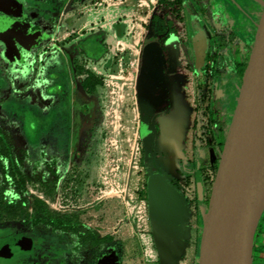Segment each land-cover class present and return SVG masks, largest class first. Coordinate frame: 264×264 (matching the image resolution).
<instances>
[{
  "label": "rangeland",
  "instance_id": "374dc122",
  "mask_svg": "<svg viewBox=\"0 0 264 264\" xmlns=\"http://www.w3.org/2000/svg\"><path fill=\"white\" fill-rule=\"evenodd\" d=\"M14 1L19 7L9 11L1 7H14L13 1L0 0V132L25 182L26 192L13 198L25 196L27 204L0 223V264H159L147 215L139 229L132 222L125 239L76 254L67 234L29 222L37 201H44L51 215L104 237L102 219L120 211L124 216L131 198L146 201L145 180L155 171L189 210L184 247L169 264H197L223 147L208 132L209 106L218 119L232 116L240 83L235 63L249 52L264 0H191L194 6L185 0L189 36L177 24L168 42L175 55L169 66L160 48L162 17L145 29L158 0ZM212 51L216 78L202 69ZM148 80L146 99L142 84ZM161 127L173 130L176 141L156 138L145 154L142 132L159 134ZM51 160L56 183L46 194L42 175ZM203 200L205 206L196 207ZM260 237L259 228L253 264L264 263V243L256 247Z\"/></svg>",
  "mask_w": 264,
  "mask_h": 264
},
{
  "label": "water",
  "instance_id": "95a60500",
  "mask_svg": "<svg viewBox=\"0 0 264 264\" xmlns=\"http://www.w3.org/2000/svg\"><path fill=\"white\" fill-rule=\"evenodd\" d=\"M10 28L19 24L5 22ZM146 154L152 134L141 137ZM147 216L159 264H169L187 230L188 206L158 172L145 180ZM264 212V12L257 26L211 186L197 264H252Z\"/></svg>",
  "mask_w": 264,
  "mask_h": 264
},
{
  "label": "trees",
  "instance_id": "16d2710c",
  "mask_svg": "<svg viewBox=\"0 0 264 264\" xmlns=\"http://www.w3.org/2000/svg\"><path fill=\"white\" fill-rule=\"evenodd\" d=\"M63 1V0H61ZM185 0H158L154 9V17L149 25L145 26V29L152 30V24L154 20L160 16L165 24V35L161 38L160 48L163 53V57H165V63L168 65L170 63V59L172 57V53L167 45V42L173 37L174 33L177 30V24L182 26V33L184 37L188 38V19L187 13L185 10ZM191 6H194L191 0H186ZM201 10H199L200 12ZM201 13V12H200ZM253 41L250 42L249 52L246 57H244L240 62L235 63V76L239 79V87L241 85L242 76L244 74L247 61L249 58L250 50L252 48ZM214 50V49H213ZM216 59V53L211 52L210 54L204 55L202 69L204 72L211 70L213 76L215 78L218 76V73L214 70V64ZM188 68L186 67V71ZM87 82H84L83 85L86 86ZM213 106H209V134L212 138V143L214 145L223 146L228 127L231 122V117L228 120L218 119L216 116V110ZM28 114H31L29 110L25 111ZM30 124L27 121V124ZM31 127V125H29ZM221 151V150H220ZM53 161L51 163L44 162V167L46 169L42 175V192L48 194L49 191L52 192L55 188L56 175L51 169ZM50 176H53V180H51ZM0 223H2L6 217L12 213L15 209L20 208V203L27 204V200L25 196H22V199L19 202H16L13 198V195H19L21 193L26 192L25 182L23 178L20 176L19 170L17 168V164L13 159V155L11 152V148L5 140L3 134L0 132ZM49 183H52L50 186ZM145 187V185H144ZM146 194V192H145ZM35 207L30 215L29 222L32 226H36L38 224L43 225L48 228L51 233L57 234H67L72 243L71 250L73 254H76L85 249V247H97L102 243L108 241L110 238L98 237L96 233L86 227L84 224L73 222L71 220H64L59 218L58 216L51 215L49 212V207L44 201H37ZM206 200L201 202L202 204L196 203V207L205 206ZM206 209V208H205ZM207 210V209H206ZM2 246V245H1ZM253 257V256H252Z\"/></svg>",
  "mask_w": 264,
  "mask_h": 264
},
{
  "label": "crops",
  "instance_id": "0c3cea01",
  "mask_svg": "<svg viewBox=\"0 0 264 264\" xmlns=\"http://www.w3.org/2000/svg\"><path fill=\"white\" fill-rule=\"evenodd\" d=\"M168 42H167V45H168ZM168 47H169V45H168ZM169 49H170V47H169ZM170 51H171V53L173 55L172 57H174V58H171L170 59V63L168 65L165 63L167 66L171 65L172 62H174V59H175L174 53L172 52L171 49H170ZM164 59H165V57H164ZM149 72H151L149 74V77L152 78L153 73H152V71H149ZM180 72H184V71H180ZM149 81L150 80H148L147 82H143V84H142L143 95H144V98H146V99L148 98L149 94L151 93L152 82L151 81L149 82ZM160 130L162 131V133L160 134V138L161 139L163 137H166L167 136V137H171L173 141H176V134L174 133L173 130H171L169 128L165 129L164 127L163 128L161 127ZM153 131H155V133L157 132V130H155V129L154 130H151L149 132H153ZM144 132H147V131H143L142 134ZM157 135H158V133H157ZM165 144H166V142H165ZM141 145H142V142H141ZM215 146L217 147V145H215ZM142 150H143V147H142ZM212 162H213V160H212ZM211 165L213 167L214 164H211ZM208 173H209V170H207L206 175ZM210 173H212V172L210 171ZM110 201H113V200H110ZM110 201H108V202H110ZM123 205L125 206V204H123ZM120 212H119V214H114V216H112V214H111V215L105 217L104 219H102V221H103L102 227L103 228L105 227L108 230V232L104 235V237L105 236L109 237L110 238L109 240L113 239L114 237H117V239H120V240L121 239H125V236H127V233L129 234V232H131V230H132V222H135V220L132 217H131L132 219L130 218V215L128 214V212L126 210H125V215L124 216H123V213L121 214ZM110 213H112V212H110ZM99 221H101L100 218H99ZM106 221H108V223L110 224L109 228L106 227ZM184 244H185V239H184V241H183L182 244L179 242L178 246L175 249L172 250V254L169 253V262L172 259V255L174 253L180 251L184 247ZM263 262H264V260H263Z\"/></svg>",
  "mask_w": 264,
  "mask_h": 264
},
{
  "label": "built area",
  "instance_id": "2783aa9c",
  "mask_svg": "<svg viewBox=\"0 0 264 264\" xmlns=\"http://www.w3.org/2000/svg\"><path fill=\"white\" fill-rule=\"evenodd\" d=\"M215 176V175H214ZM210 177V176H209ZM214 180V177L212 178L211 182ZM127 209L129 210V215L138 223V229L141 227L139 223L143 220V218H146L147 215V204L145 200H139V199H130L129 202H127ZM141 231V230H140ZM141 236H144L141 234Z\"/></svg>",
  "mask_w": 264,
  "mask_h": 264
},
{
  "label": "flooded vegetation",
  "instance_id": "af4514ba",
  "mask_svg": "<svg viewBox=\"0 0 264 264\" xmlns=\"http://www.w3.org/2000/svg\"><path fill=\"white\" fill-rule=\"evenodd\" d=\"M11 1V0H10ZM13 1V3L15 4V6L13 7H11V8H9V7H7V6H3V7H1L2 9H5V10H9V11H12V10H14L15 8H18L19 7V5L17 4V2H15L14 0H12ZM250 44V43H249ZM248 44V45H249ZM149 133H151L152 134V141L154 142L155 140H156V138H157V141L159 140V138H160V134L162 133V131H161V133H159L158 135H157V132L155 133V131H153V132H149ZM159 142V141H158ZM152 146V145H151ZM150 149V148H149ZM149 152H150V150H149ZM264 212H263V214H262V217H261V219H260V221H259V224H258V226H257V229H256V231L260 228V235H261V237H260V239L257 241V244H256V247H257V245H259V247H260V245L262 246V244L261 243H264L263 241H264ZM262 231V232H261ZM256 233V232H255ZM254 238H255V235H254ZM253 248H254V242H253ZM260 248H263L264 249V244H263V246L262 247H260ZM259 248V249H260ZM258 249V248H257ZM258 254H259V252L257 253V255H256V258H255V260L257 259V258H259V256H258ZM260 255V254H259ZM264 260V257L263 258H261V261H263ZM253 262H254V259H253V257H252V264H253Z\"/></svg>",
  "mask_w": 264,
  "mask_h": 264
}]
</instances>
